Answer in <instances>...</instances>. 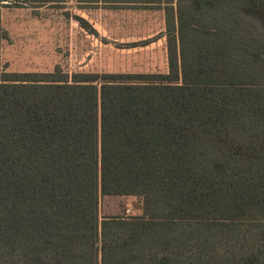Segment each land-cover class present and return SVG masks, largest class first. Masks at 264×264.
Here are the masks:
<instances>
[{
  "label": "trees",
  "instance_id": "1",
  "mask_svg": "<svg viewBox=\"0 0 264 264\" xmlns=\"http://www.w3.org/2000/svg\"><path fill=\"white\" fill-rule=\"evenodd\" d=\"M181 1L167 72L0 75V264H264V0Z\"/></svg>",
  "mask_w": 264,
  "mask_h": 264
},
{
  "label": "rangeland",
  "instance_id": "2",
  "mask_svg": "<svg viewBox=\"0 0 264 264\" xmlns=\"http://www.w3.org/2000/svg\"><path fill=\"white\" fill-rule=\"evenodd\" d=\"M160 0H0L3 72H164ZM142 199L103 195L101 217L141 215Z\"/></svg>",
  "mask_w": 264,
  "mask_h": 264
},
{
  "label": "crops",
  "instance_id": "3",
  "mask_svg": "<svg viewBox=\"0 0 264 264\" xmlns=\"http://www.w3.org/2000/svg\"><path fill=\"white\" fill-rule=\"evenodd\" d=\"M160 1H161V4H162L161 10H162L163 16L165 18V27H166L167 7L174 6L173 12L175 13V17H177L178 6H179L178 5V0H160ZM189 3H190L189 0H182L181 1V4H183V6L187 5ZM166 48H167V37H166ZM166 51H167V49H166ZM167 60H168V55H167ZM167 71H168V68L164 72H167Z\"/></svg>",
  "mask_w": 264,
  "mask_h": 264
}]
</instances>
